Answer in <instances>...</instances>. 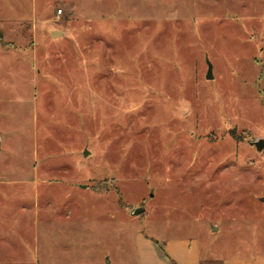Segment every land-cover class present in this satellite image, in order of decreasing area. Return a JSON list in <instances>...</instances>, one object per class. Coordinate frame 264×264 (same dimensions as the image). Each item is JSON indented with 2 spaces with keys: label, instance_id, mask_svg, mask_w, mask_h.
Instances as JSON below:
<instances>
[{
  "label": "rangeland",
  "instance_id": "1",
  "mask_svg": "<svg viewBox=\"0 0 264 264\" xmlns=\"http://www.w3.org/2000/svg\"><path fill=\"white\" fill-rule=\"evenodd\" d=\"M257 138L264 0H0V264L257 253Z\"/></svg>",
  "mask_w": 264,
  "mask_h": 264
},
{
  "label": "crops",
  "instance_id": "2",
  "mask_svg": "<svg viewBox=\"0 0 264 264\" xmlns=\"http://www.w3.org/2000/svg\"><path fill=\"white\" fill-rule=\"evenodd\" d=\"M259 234L264 236V229L258 231ZM154 240V239H153ZM154 251L151 255L150 261H144V264H151L155 260L154 264H160L166 261H170L175 257L177 264H201V251L190 246L189 243L181 240L171 241H159L154 240ZM259 251L257 253L251 251V254L244 255H231L221 259V264H264V240L258 241ZM143 260V259H142Z\"/></svg>",
  "mask_w": 264,
  "mask_h": 264
},
{
  "label": "water",
  "instance_id": "3",
  "mask_svg": "<svg viewBox=\"0 0 264 264\" xmlns=\"http://www.w3.org/2000/svg\"><path fill=\"white\" fill-rule=\"evenodd\" d=\"M59 31L55 30L53 31V34H57ZM214 77V74H213V65L212 63L209 61V67H208V72H207V78L211 79ZM253 143L255 144V146L257 147L258 150H263L264 149V138H257V139H254L253 140ZM0 147H1V139H0ZM88 153V151L86 152ZM262 200H264V197L262 198ZM146 210V207L145 206H138L136 207L132 213L135 214V215H138V214H141L143 212H145ZM212 229L213 230H217L218 227L213 225L212 226Z\"/></svg>",
  "mask_w": 264,
  "mask_h": 264
},
{
  "label": "trees",
  "instance_id": "4",
  "mask_svg": "<svg viewBox=\"0 0 264 264\" xmlns=\"http://www.w3.org/2000/svg\"><path fill=\"white\" fill-rule=\"evenodd\" d=\"M173 264H177L175 261H173Z\"/></svg>",
  "mask_w": 264,
  "mask_h": 264
}]
</instances>
